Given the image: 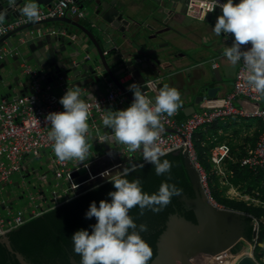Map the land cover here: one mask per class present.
I'll return each instance as SVG.
<instances>
[{"label":"water","instance_id":"obj_1","mask_svg":"<svg viewBox=\"0 0 264 264\" xmlns=\"http://www.w3.org/2000/svg\"><path fill=\"white\" fill-rule=\"evenodd\" d=\"M88 1L92 10L86 8L83 0H77L80 8L85 12L82 17L68 12L62 17L24 24L0 36V95L9 100L13 94L16 99L28 90L30 93H34L31 75L27 71L30 67L37 69L38 76L41 77L44 85H50L53 88H56L55 84L61 85V81H64L61 86L66 85L71 89H83L89 85L93 87L91 91L95 96L103 89L108 90L112 84L115 88L120 89L126 98L122 102L118 101L109 110H124L131 105L134 97L133 93L129 91V85L133 83L145 91L148 89L147 83L155 81L157 83L156 90L151 92L153 95L149 93L151 97H155L164 85L178 89L181 96L188 93V90L175 85L174 78L168 73L170 67L167 68L162 64L163 57H159V55L150 57L146 47L140 45L143 42L139 39L141 35L126 39V49L108 57L104 48L107 44L114 42L111 31L118 30L126 33L140 26L141 22L131 19L129 14L122 12L118 7V0ZM24 2L25 0H18V4L12 9L7 7V0H4L3 4H0V10L5 8L7 12L4 21L10 22L14 18L21 17L19 9L23 7ZM53 2L54 0H38V7L40 10L50 8ZM160 2L162 3L161 8L166 14L170 16L173 13L165 21L167 24L171 18L174 23L169 32L179 33L180 29L188 24L184 4L181 3L183 11H177L169 9L170 2L159 0V4ZM238 2L239 0H234V3ZM216 14L217 16H215ZM217 17L218 13H211L205 22H213L215 25ZM52 22L59 23L64 33L52 34V29L46 31L45 25ZM147 28L155 31L151 25H148ZM95 29L99 34L95 32ZM36 30H43V33L41 35L30 34ZM163 33L164 31H155L152 38L162 36ZM233 40L234 38L229 34L225 38V34L216 36L213 32L208 39V44L198 48L203 47L210 51V54L214 52V54L223 57V49L227 46L225 44ZM218 46H224V48L217 49ZM113 50L111 49L110 52ZM213 60L209 59L207 63ZM205 65L206 63L203 65L201 78L203 83L201 82L202 85L198 86V89L201 88V93L196 96L192 105L183 110L187 117L197 111V106L200 107L205 97L217 99L221 91V87H210L205 80L210 75L217 81H221L222 78L220 76L218 78L219 69L212 65L208 68ZM128 75H130L129 80L122 81V78ZM21 86L23 91L19 89ZM238 103L243 104V101L238 100ZM163 130L171 131L164 125ZM101 132H109L110 138L105 142L100 141ZM111 133L110 128H101L100 131L91 135L90 139L95 141L94 145H101L103 151L95 154L89 149L88 160L99 158L105 154L104 160L109 161L110 156L117 152L119 145L112 141ZM179 152L184 156L185 167L194 190L193 197L183 194L181 201L194 212L196 222L179 213L171 214L165 230L158 238L157 254L150 264H259L252 255L249 256L247 253L249 240L245 235L246 215L220 206L211 199L201 183L199 170L190 158L189 150L181 149L174 153ZM136 166L138 163L133 164L129 169ZM28 171L26 170L25 173L29 174ZM77 175L82 177L76 179L75 184L89 179L86 168H82L74 174V176ZM105 182L104 179H95L87 186H79L77 194H85ZM15 186L21 187L19 182ZM41 192L44 193V190ZM54 194L57 195L58 192ZM8 196L10 197L12 194L9 193ZM12 199L14 201L16 197ZM2 208H5L4 204H2ZM258 229V227L254 228V238L258 236ZM240 242L243 243L242 249L238 253L233 252L232 248ZM0 243L4 244L9 252L16 256L20 264H29L24 255L13 248L9 236L0 237ZM71 263L78 264L75 259H71Z\"/></svg>","mask_w":264,"mask_h":264},{"label":"built area","instance_id":"obj_2","mask_svg":"<svg viewBox=\"0 0 264 264\" xmlns=\"http://www.w3.org/2000/svg\"><path fill=\"white\" fill-rule=\"evenodd\" d=\"M178 1L184 4L188 17L201 22L206 21L207 16L211 13L219 11L221 14L222 12L219 6L209 12L212 0ZM224 2L225 0H218L219 4ZM68 12L81 17L85 15L76 0H54L50 8L40 10L39 22L48 18L65 16ZM27 23L30 22L22 15L10 22L3 20L0 23V36ZM250 47L251 43L249 42L246 45H242V50H247ZM238 65L239 68L235 76L233 91L225 97H217V99L205 97L203 102H201L200 109L184 120L178 118V111L172 117H168L167 114L161 116V123L171 129V131L163 130L161 132L159 145L166 155L181 149L189 150L190 158L199 170L201 183L211 199L213 197L211 195L210 177L216 176L227 187L229 198L264 204L261 200L242 193L232 183L231 179L235 173L231 167H226V163L227 161H233V159L235 161V158L233 157L232 148L227 143L219 144L211 149L209 159L212 167L208 172L199 163L194 146V134L204 127H209L230 118L237 120L258 119L262 122L263 128L256 144L238 162L242 166H247L255 172L264 174V108L257 106L263 97L246 85L242 75L243 66L241 64ZM213 67L217 68L218 63L214 62ZM27 71L31 75L34 93L24 94L13 100H0V194H2V186L11 182L13 174L22 172L24 162L28 157L42 158V156L48 155L49 169L54 173L56 179L63 178L67 185L64 189L53 190L50 197L38 190L37 196L32 195L29 210H18L15 212L9 207L7 218L0 215V237L8 235L31 218L43 215L60 207L67 201L79 197L80 195L77 194L79 186H87L95 179L110 181V177L101 176V173L106 170H110L111 176L115 179L117 175H123V170L129 165L138 163L139 166L147 163L143 160L141 150L130 152L126 146L119 144L117 152L110 156L109 161L104 160L105 154H103L99 158H91L80 163L75 160L59 162L52 150L51 142L48 140L50 126L49 122L46 121V116L49 113L64 111L63 106L59 103L61 97L52 86L44 85L41 77L38 76V72L30 68ZM156 84L155 81L148 82V89L144 91L146 98L153 101L154 99L150 94L156 90ZM67 89H69L68 86H63V94H65ZM125 98L126 96L120 89L110 84L107 93L84 100L89 105L90 112L88 120L89 132L86 134L87 143L92 134L105 127L102 123V118L106 110L113 108L118 101L122 102ZM238 100H242L243 104H239ZM248 103H250L249 106H247ZM108 138H110L109 134H103L100 136V141H105ZM43 158L45 159L46 157ZM82 168L87 169L89 179L75 184V180L82 176H74V174ZM46 183L52 184L49 179L43 180L40 187ZM56 185L58 186L59 182ZM55 192H58V194L55 195ZM37 200L41 202L36 203ZM257 238L258 236L254 239V242H250L251 255L259 264H262L254 255Z\"/></svg>","mask_w":264,"mask_h":264},{"label":"clouds","instance_id":"obj_3","mask_svg":"<svg viewBox=\"0 0 264 264\" xmlns=\"http://www.w3.org/2000/svg\"><path fill=\"white\" fill-rule=\"evenodd\" d=\"M3 2L0 0V4ZM16 4L18 0H7L8 8L14 9ZM217 6L222 12L212 27L214 34L221 36L223 33L225 38L228 34L234 36L233 43L225 46L222 55L231 66L241 64L246 85L264 97V0H239L238 3L225 0L223 4L212 0L209 12ZM19 14L28 22H38V0H25ZM6 15L5 8L0 10V23ZM249 42L251 47L242 50V45ZM129 91L134 97L131 105L124 110H106L102 123L112 130V141L126 146L130 152L141 150L143 160L154 166L157 176L168 174L172 163L167 159L161 161L166 153L159 145L163 131L161 116L176 114L182 105L181 94L178 89L164 85L153 101L146 98L144 91L135 83L129 85ZM59 103L64 111L46 116L50 126L48 140L55 157L61 163L72 160L85 162L89 158L86 141L89 105L81 98L79 88L67 89ZM122 173L115 179L110 170L101 173V176L110 177L115 191L108 193L110 201L101 200L98 206L93 201L89 205L85 218L96 220L90 226L91 233L80 229L71 237L72 251L79 256V264H149L152 260V248L140 234L148 231V225H137L129 213L134 207H138L141 214L144 210L159 213L182 190L175 184L162 182L150 195L143 191L138 179H127L125 169Z\"/></svg>","mask_w":264,"mask_h":264},{"label":"trees","instance_id":"obj_4","mask_svg":"<svg viewBox=\"0 0 264 264\" xmlns=\"http://www.w3.org/2000/svg\"><path fill=\"white\" fill-rule=\"evenodd\" d=\"M178 118L184 120L187 116L184 112H181ZM203 134L202 130L194 134V146L199 163L208 172L212 167L209 159L210 148L203 146L205 140ZM255 141H253V144ZM164 159L172 163L171 171L168 174L157 176L154 166L145 163L129 170L126 177L129 180L138 179L141 182L143 191L150 195L158 190L162 182L175 184L177 188L182 190L180 195L173 196L170 204L159 213L144 210L141 214L138 207H134L129 213L137 225H148V231L140 234L152 248V260L157 254L158 238L165 230L171 214L179 213L196 222L194 212L181 201L183 194L188 197L194 196L183 154L181 152L170 153L161 157V161ZM229 167L235 173L231 179L232 183L242 193L264 202V174L255 172L247 166H242L239 162H231ZM213 178L218 184L219 179L216 176ZM210 179L213 199L227 209L236 210L246 215L245 235L250 242H254L255 239L253 236L254 228H259L258 238L255 242V255L259 254L260 250L264 252V204L225 197L217 191L216 186H213L212 177ZM111 191H115V188L108 181L77 198L67 201L60 207L28 220L9 233L13 248L23 254L29 264H72L71 259H75L79 264V256L72 251L71 237L80 229H87L91 233L90 226L95 224L96 220L95 218L86 219L85 213L93 201L97 203V206L101 200L110 201L108 193ZM261 244H263V247H261ZM242 247L243 243L240 242L232 248V251L238 253ZM261 256H264V254H261ZM0 264H20L16 256L9 252L2 243H0Z\"/></svg>","mask_w":264,"mask_h":264},{"label":"crops","instance_id":"obj_5","mask_svg":"<svg viewBox=\"0 0 264 264\" xmlns=\"http://www.w3.org/2000/svg\"><path fill=\"white\" fill-rule=\"evenodd\" d=\"M161 2L160 4H162ZM167 2L171 3V5H168L170 10L183 11V6L181 5V2L177 0H168ZM121 3H123L121 0L117 1V4H121ZM127 14L131 16V19L138 20L139 22H141V25L126 33H122L118 30L111 31V34L114 37L113 38L114 42L109 43L105 46L104 48L105 54H107V56L109 57L116 52L124 51V49H126V46H127V43H125L126 39L129 40L130 38L132 39L134 36L141 35L139 39L143 40V42L140 45H144L146 47V50L149 56L151 57L153 55H159L160 57L159 50L157 49L156 43L160 42L161 40L168 41L169 37L173 38V36L176 35L173 32L172 33L169 32L170 27L174 25V23L171 21V18L169 22L165 24L167 17H170L171 15H173V13H171L169 16V14H166L164 10L162 9L160 10V13H127ZM187 22L188 24L181 28V30L187 36V39H185L186 41L185 48L187 49V51H185L184 55L182 54L181 57L177 59L167 61V62L164 59L162 60V64L165 67L167 68L170 67L168 73L171 74L172 77L174 78L175 85H177L178 88H183V89L188 90V93L186 95L181 96L182 105L178 109V114L183 112L184 109H186L187 107H189L190 105L194 103L196 96L200 92V90L198 89V86L202 85L203 83V81L201 80L203 69H204L203 65L206 63L205 66H207L208 68L211 67V62L207 63L209 59H213V58L217 59V62H218L217 68L220 71V75H218V78L220 76L222 80L217 81L216 78L210 75L207 76L205 80L207 81V83H209L210 87H218V86L221 87V91L219 92L218 97H225L227 94L233 91L235 75L239 68V65L231 66L224 56L222 57L216 53L214 54V52H211L212 54H210V51L205 50V48L203 47L198 48L199 46H203V43L205 42V40L211 37L213 33L212 27H214L213 22L211 23H206L205 21L201 22V21H197L194 19L192 20V18L190 17H188ZM148 25L153 26L156 32L164 31V33L162 34V36L159 35L156 38H152L155 35V31H152L151 29L147 28ZM45 28L46 30L54 29L55 32L62 31L61 25L59 23H54V22L48 23L47 25H45ZM95 32L99 34L98 30L96 29H95ZM42 33H43V30H38V31H33L30 34L31 35H35V34L41 35ZM123 36L125 37L123 38ZM229 43L231 42H228L227 44ZM222 48H224V46L217 47V49H222ZM111 49H114V50L110 52ZM129 78H130V75L124 76L122 78V81H127V79L129 80ZM60 83L61 85H63L64 81H61ZM21 84H23V81H21ZM55 85H56L55 86L56 88L54 89L56 93L60 97H62L64 95L63 87L61 85H58V86L57 84ZM19 89L23 91L22 86ZM91 89H93V87L89 85L84 87L83 89H79L81 93V98L83 100L94 97L93 95L94 93L91 91ZM69 90H71V87H69ZM107 91H108L107 89H103L101 90L99 94H105L107 93ZM24 94H31V93L28 90L24 92ZM14 95L15 94H13V97H11L9 100H13ZM2 99H5V97L0 95V100ZM257 106L264 108V97L262 101L260 102V104H257ZM113 111H116V110L114 109ZM262 128H263L262 122L258 119H242V120H237L235 118L226 119L216 124H213L209 127H204L201 129L204 133L202 135L203 139H205L203 141V146L209 147L211 151L213 147L219 144H222V143H227L232 148L233 157L235 158V161L234 159L233 161H227L226 167L228 168L231 162H235V163L238 162L243 157V155H245L249 151V149L252 148L256 144V141L262 131ZM103 134H109V132L108 133L101 132V135ZM105 141H107V139ZM253 141H255L254 144H253ZM90 143L93 144V147L97 146V145H94L95 141H92L91 139H89L88 146H90L89 145ZM92 144L89 149L92 148ZM92 152L94 151L92 150ZM94 153L97 154V152H94ZM43 157H46V158L44 159ZM38 159H42L43 165H46V168L48 169V171L44 173L41 177L44 181H46L49 179L47 174L51 172L48 166L49 157L48 155H44L42 156V158H38ZM30 160H31V157L26 158V161L24 162V166H23L24 169L22 170V172L29 170L28 172L30 173L33 170L32 169L33 167H31ZM218 179H219V182L217 184L212 176L213 186H216L215 188L217 189L218 192H220L221 195L228 197L229 193H228L227 187L223 183H221V180L219 177ZM10 183H12V180ZM16 184L17 182L14 183V185ZM4 186H2V188ZM37 190L39 189L37 188ZM12 198L11 200H9L10 204H12L13 202Z\"/></svg>","mask_w":264,"mask_h":264},{"label":"rangeland","instance_id":"obj_6","mask_svg":"<svg viewBox=\"0 0 264 264\" xmlns=\"http://www.w3.org/2000/svg\"><path fill=\"white\" fill-rule=\"evenodd\" d=\"M86 8L88 10H92V6L90 5L88 0H84ZM125 6L131 7L134 10L139 9H146L148 7L154 8V9H160L161 4H159L158 0H121ZM218 15L220 14L219 11H217ZM217 16V14L215 15ZM215 18V17H214ZM172 41L173 38L169 37L168 41ZM167 40H161L160 42H157V49L159 50L160 57H166L176 49L174 46H172ZM163 55V56H162ZM236 76V75H235ZM250 103L247 104L249 106ZM198 110L200 109L197 106ZM201 130V129H200ZM199 131V130H198ZM90 143L89 148L91 147ZM94 152H102L103 148L101 146L99 147H93L91 148ZM31 167H33L32 171L29 174H26L24 171L13 174L12 177V183H9L5 186L3 189V193L0 194V215L7 218L8 217V208L12 206L13 211L17 210H29V207L31 206L32 202V195L37 196L38 190L35 188V186L39 189L40 184L43 182L42 175L48 171L46 168V165H43V160L38 159L36 157H31ZM212 166V164H211ZM49 180L52 182L50 185L49 183H46L45 185V191L46 194L50 197L53 190L57 191L58 189H64L67 185L66 181L61 179H56L54 173L51 171L48 174ZM19 182L21 184L20 188H17L14 183ZM59 182V185L56 184ZM11 193L12 196H8V194ZM15 196L16 200L10 204L11 198ZM40 200H37L36 203H40ZM1 204H5L7 208H2ZM250 244V242H248ZM259 254H256V258L260 263L264 264V256H261V254H264L263 250H260L258 252Z\"/></svg>","mask_w":264,"mask_h":264},{"label":"flooded vegetation","instance_id":"obj_7","mask_svg":"<svg viewBox=\"0 0 264 264\" xmlns=\"http://www.w3.org/2000/svg\"><path fill=\"white\" fill-rule=\"evenodd\" d=\"M84 1V0H83ZM166 2L168 0H165ZM85 3V1H84ZM86 4V3H85ZM118 7L120 8V10L124 13H160V10H162L161 8L159 9H154L151 7H148L146 9H139V10H134L131 7L125 6L123 3L118 4ZM185 8V6H184ZM193 20V19H192ZM230 37L234 36L231 34ZM185 39H187L186 34L180 29L179 33H176L175 37L173 38V40H170V44L172 46H174V48L176 49L175 51H173L172 53H170L169 55H167L166 57H164L163 55V59L167 61H171L174 59H177L179 57H181V55H184V52L187 51V49L185 48L186 46V41ZM209 39V38H208ZM208 39L205 40V42L203 43V45H207L208 44ZM233 43V41L229 44H227V46H231V44ZM214 60L211 62V65L214 64V62H217V59L213 58ZM201 93V88L199 89Z\"/></svg>","mask_w":264,"mask_h":264},{"label":"bare ground","instance_id":"obj_8","mask_svg":"<svg viewBox=\"0 0 264 264\" xmlns=\"http://www.w3.org/2000/svg\"><path fill=\"white\" fill-rule=\"evenodd\" d=\"M76 1H77V0H76ZM177 1H178V0H177ZM179 2H180V1H179ZM77 3H78V2H77ZM44 9H46V8H44ZM12 31H13V30H12ZM36 31H38V30H36ZM46 31H49V30H46ZM10 32H11V31H10ZM62 32H63V31H61L60 33H62ZM8 33H9V32H8ZM53 33H59V32H55L54 29H52V34H53ZM30 69H32V70H34V71L37 72V69H36V68H31V67H30ZM62 87H63V86H62ZM32 88H33V82H32ZM31 94H32V93H31ZM23 95H24V94H23ZM132 165H133V164H132ZM132 165H129V166L127 167V168H128V171L131 170V169H129V167L132 166ZM136 167H138V166H136ZM133 168H135V167H133ZM133 168H132V169H133ZM128 171H127V172H128ZM20 185H21V184H20ZM45 185H46V184H45ZM45 185L39 188V191H40V192L44 190V193H46V191H45ZM4 187H5V186H4ZM4 187H3V188H4ZM3 188H2V189H3ZM2 193H3V190H2ZM44 193H43V194H44ZM214 201H215V200H214ZM11 208H12V207H11ZM17 211H18V210H17ZM34 218H35V217H34ZM31 219H32V218H31ZM16 229H17V228H16ZM14 230H15V229H14ZM11 232H12V231H11ZM6 236H9V234L6 235ZM4 237H5V236H4ZM247 253H248L249 256L252 254V248H251L250 244H248V247H247Z\"/></svg>","mask_w":264,"mask_h":264}]
</instances>
